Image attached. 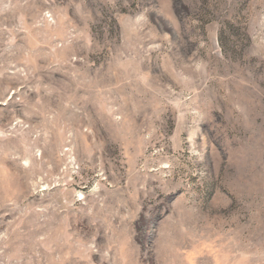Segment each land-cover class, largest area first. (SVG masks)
<instances>
[{"label":"rangeland","instance_id":"obj_1","mask_svg":"<svg viewBox=\"0 0 264 264\" xmlns=\"http://www.w3.org/2000/svg\"><path fill=\"white\" fill-rule=\"evenodd\" d=\"M0 264H264V0H0Z\"/></svg>","mask_w":264,"mask_h":264}]
</instances>
